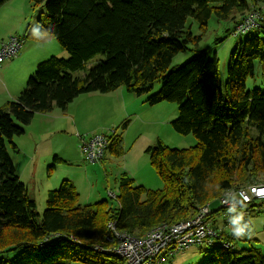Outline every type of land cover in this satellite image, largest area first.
I'll return each mask as SVG.
<instances>
[{
    "label": "trees",
    "instance_id": "1",
    "mask_svg": "<svg viewBox=\"0 0 264 264\" xmlns=\"http://www.w3.org/2000/svg\"><path fill=\"white\" fill-rule=\"evenodd\" d=\"M6 1L0 0V6ZM31 1L33 7H44L45 17L40 16L39 26L26 30L24 38L54 36L69 56L52 55L38 62L27 86L0 105V253H16L0 258V264H123L120 256L99 251L110 245L109 221L120 232L142 237L160 224L189 219L204 206L210 210L208 219L228 212L237 225L238 217L243 221L240 213L246 217L258 212L257 200L264 204V197L235 208L222 207L220 197L250 185L264 186V90L246 89L245 84L254 74V60L264 71V39L254 34L235 46L224 83L217 57L208 58L206 51L169 66L175 54L197 45L200 38L186 26L188 18L202 30L212 16L231 21L232 27L225 30L229 35L245 14L256 10L260 14L256 27L262 28L264 15L257 5L264 0ZM9 37L21 42L19 36ZM98 53L103 59L81 79L72 75ZM156 82L160 86L147 101L176 102L174 130L197 138L187 148L170 147L160 139L146 148L163 187L135 185L122 173L116 180L115 206L108 199L81 205L76 186L65 178L58 188L47 191L38 221L36 203L15 172L8 144L18 151L14 138L24 133L36 113H47L55 105L65 110L81 93L123 86L140 95ZM107 149L115 156L122 154L121 133L114 130ZM215 225L211 227L216 229ZM218 233L217 242L227 241L229 247L213 242L200 264H264L259 249L238 248L234 235L223 229Z\"/></svg>",
    "mask_w": 264,
    "mask_h": 264
},
{
    "label": "rangeland",
    "instance_id": "2",
    "mask_svg": "<svg viewBox=\"0 0 264 264\" xmlns=\"http://www.w3.org/2000/svg\"><path fill=\"white\" fill-rule=\"evenodd\" d=\"M257 7H260V12L264 15V4ZM40 16L45 17L44 7H33L31 0H7L0 6V41L9 35H16L21 38L22 43L20 51L12 57L3 59L2 64H7L19 56L24 47L25 55L18 62L22 67L28 60L31 63L38 60V63L52 55L61 58L69 56L68 50L54 36L43 37L38 41L30 37L24 38L26 30L30 31L39 26ZM186 26L194 35L200 36L198 43L189 44V50L175 54L169 67L181 65L191 56L206 51L208 58L217 57L218 73L222 83L226 80L227 65L235 46L254 34H259L264 39V26L251 28L242 35L238 34L239 36L231 33L227 35L225 30L232 27V22L220 21L214 16L208 19L204 30L191 18L187 19ZM101 59L103 56L100 53L95 54L86 61L84 68L72 71V75L81 79L85 72ZM35 68L27 76L23 88L27 86V80ZM26 69L28 68L22 70ZM245 84L246 89L257 87L264 90V71L258 60H254V74L247 78ZM159 86L160 83L156 82L151 91L140 95L127 91L123 86L108 92L81 93L68 104L73 105L69 111L76 117L77 126L68 119L57 118L53 120V126L51 125L53 129L45 131L41 127V122L35 119L31 134L15 141L18 151H13L8 144L7 149L14 162L15 172L27 185L29 195L36 203L38 221L46 207L47 190L58 188L61 180L65 178L76 184L79 193L78 202L81 205L108 199L110 204L115 206L117 202L113 198V193L117 191L116 180L122 173L133 178L135 185H142L152 190L163 187L164 182L151 166L149 155L145 152L146 148L154 145L157 139L170 147L187 148L193 146L197 138L192 133L180 134L174 130L172 121L178 116L176 102L163 100L150 104L147 101ZM51 111L63 113V110L56 105ZM112 129L122 134L124 149L122 154L115 156L106 149L102 162L90 161L81 151L82 140L96 134L109 133ZM251 131L256 132L254 128H251ZM38 142L41 144L38 145ZM30 155H33L32 159L29 158ZM54 156L58 159H54ZM257 202L259 206L255 211L258 212L246 217L243 212L240 213L243 221L238 217L239 225L233 223L235 219L232 221L228 212H222L213 218L209 217L208 221L210 227L211 224L216 223L218 232L223 229L228 234L234 235L238 248L259 249L264 260V204L260 200ZM236 228H242V234L236 235L234 231ZM212 229L215 230V227ZM108 237L110 245L107 248H112L115 241ZM217 240L220 239L208 237L201 244L165 256L164 260L157 264H200L207 258L210 244ZM221 246L226 247V245ZM15 254L12 251L0 253V258H12ZM68 264L87 263L69 261Z\"/></svg>",
    "mask_w": 264,
    "mask_h": 264
},
{
    "label": "built area",
    "instance_id": "3",
    "mask_svg": "<svg viewBox=\"0 0 264 264\" xmlns=\"http://www.w3.org/2000/svg\"><path fill=\"white\" fill-rule=\"evenodd\" d=\"M259 18L258 11H249L235 25L232 34L238 36V34L241 35L256 27ZM20 48L21 42L16 37H8L7 40L0 42V63L3 59L16 55ZM113 133L112 129L106 134H96L84 138L81 143V151L90 161H101L109 144V136ZM263 197L264 186L250 185L236 192L231 191L222 195L220 205L224 208H235L242 203L251 201L252 198ZM209 211L208 206L201 207L193 218L173 224H160L142 237L120 232L115 222L109 221L110 240L115 242H113L112 248L99 251L120 256L123 259V264H157L163 261L165 256L182 251L192 245L201 244L208 237L220 238L218 231L210 227L207 218ZM215 244L229 246L227 241Z\"/></svg>",
    "mask_w": 264,
    "mask_h": 264
},
{
    "label": "crops",
    "instance_id": "4",
    "mask_svg": "<svg viewBox=\"0 0 264 264\" xmlns=\"http://www.w3.org/2000/svg\"><path fill=\"white\" fill-rule=\"evenodd\" d=\"M9 36H11V35H9ZM9 36H7V38ZM47 36H50V35H46L44 37L50 38ZM7 38L2 39L1 41L6 40ZM21 46H22V44H21ZM25 49L26 48L24 47L21 54H19V56L14 58L11 62H9L7 64H2L3 63V61H2L1 65H0V105L9 99H13V98L17 97V95L19 94V92L22 90V88L24 86V83H25L27 76L35 68V64L37 63L38 60H34V62H32V63L29 60L25 61L23 67L20 64H18V62L21 60V58H23L25 55ZM23 68H28V69L22 70ZM71 106H73V105H67L65 110H63V113H59L57 111H49L47 113H36L34 115V117L32 118L31 122L25 126L24 133L20 137L16 136L14 138V140L15 141L21 140L19 138H23L27 134H31L32 124H33L35 119L39 120L41 122V127H43V130H45V131H48L49 129H53L51 127V125L53 124V120H55L57 118L68 119L77 126L76 117L69 111ZM59 129H61V128H59ZM39 142H40V140H39ZM39 142H38V145L41 144ZM29 158L32 159L33 155H30ZM102 161H97V162H102ZM73 184L76 186L75 183H73ZM76 188H77V186H76ZM109 191L110 190H108V193H109Z\"/></svg>",
    "mask_w": 264,
    "mask_h": 264
},
{
    "label": "clouds",
    "instance_id": "5",
    "mask_svg": "<svg viewBox=\"0 0 264 264\" xmlns=\"http://www.w3.org/2000/svg\"><path fill=\"white\" fill-rule=\"evenodd\" d=\"M236 222H237V221H235V220L233 221V223H236ZM234 231H235V234H236V235H240V234H242L243 229H242V228H236Z\"/></svg>",
    "mask_w": 264,
    "mask_h": 264
}]
</instances>
